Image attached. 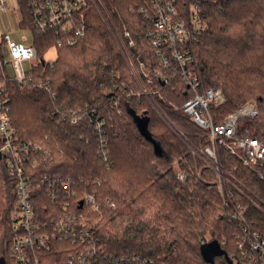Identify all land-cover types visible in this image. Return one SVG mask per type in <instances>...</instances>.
<instances>
[{
    "label": "trees",
    "instance_id": "1",
    "mask_svg": "<svg viewBox=\"0 0 264 264\" xmlns=\"http://www.w3.org/2000/svg\"><path fill=\"white\" fill-rule=\"evenodd\" d=\"M20 27L33 31L42 62L35 80L26 86L8 83L11 120L20 139L51 149L38 172L72 176L81 193H92L100 204L97 235L105 252L147 257L156 264H210L200 252L201 238H226L228 253L235 250L237 224L221 217L223 196L218 184L195 181L188 173L176 177L174 162L186 170L193 165L189 149L164 124L149 102L137 94V84L111 30L95 11L87 35L73 46L58 49L52 62L44 54L53 46L52 35L34 31L27 0H19ZM120 0H116L119 3ZM133 0L122 3V16L150 68L157 66L147 35L150 23L130 13ZM206 32L191 44L193 69L204 87H221L227 101L211 106L215 120L254 99L259 114L248 123L254 136L264 141V0H210L205 4ZM45 82L43 85L40 83ZM192 93L179 75L164 90V107L190 141L202 139V129L171 103L182 104ZM78 111L81 120L69 116ZM149 117L148 131L164 154L138 129L131 113ZM102 118L108 137L109 159L98 154L100 135L93 119ZM1 141V140H0ZM220 164L264 202V177L221 146ZM44 160L46 162H44ZM109 164V166H108ZM264 173V166L261 167ZM214 175L205 170L204 174ZM0 156V258L11 262V211L17 201L14 178ZM246 207L249 225L264 234V211L249 198H235ZM217 264H228L224 256Z\"/></svg>",
    "mask_w": 264,
    "mask_h": 264
},
{
    "label": "built area",
    "instance_id": "2",
    "mask_svg": "<svg viewBox=\"0 0 264 264\" xmlns=\"http://www.w3.org/2000/svg\"><path fill=\"white\" fill-rule=\"evenodd\" d=\"M209 2L133 0L130 3V13L151 22L147 35L158 60L153 68L141 57L137 41L122 16V5L116 0H27V5L34 31L39 35H52V47L56 48L78 44L88 33L93 12L104 19L136 81L137 94L149 102L178 139H183L192 152L199 153L206 163L203 168L214 174L212 182L218 184L223 196L221 217L239 227L235 250L227 252L228 257L233 264H264V234L249 225L245 205L233 198L237 194L249 198L262 211L264 202L226 170L217 155V146H221L264 177L261 170L264 141L252 134L249 123L240 124L243 119L258 116L257 103L248 100L217 122L210 107L224 104L226 94L221 87H204L193 69L195 54L191 44L207 30L205 4ZM10 7L9 1L0 0V14L7 15ZM20 17L22 20L21 11ZM0 45V156L3 155L8 172L14 178L17 192L11 211L10 264H156L147 257L127 252L120 255L105 252L97 235L100 204L96 196L81 193L78 181L72 176L38 172L42 158L51 157V149L18 136L11 120L8 83L31 84L42 59L33 38L28 35L13 37L9 32H0ZM174 75L182 78L192 94L182 104L171 105L186 113L202 129L203 137L198 142L190 141L165 110L164 90ZM69 118L72 123H78L81 115L74 110ZM104 123L102 118L93 119L100 135L98 154L107 162L109 150ZM175 172L179 180L188 177L187 170L177 167ZM198 180L208 182L201 172ZM210 240L203 237L201 244ZM226 242V238L220 242L223 248Z\"/></svg>",
    "mask_w": 264,
    "mask_h": 264
},
{
    "label": "rangeland",
    "instance_id": "3",
    "mask_svg": "<svg viewBox=\"0 0 264 264\" xmlns=\"http://www.w3.org/2000/svg\"><path fill=\"white\" fill-rule=\"evenodd\" d=\"M10 2L11 4V11L9 13H2L0 14V32H9L12 34L13 37H20L21 35L25 34V35H28V37L31 39V38H34V35H33V31L32 29H25L23 28L22 26L20 27V20H21V17H20V6H19V0H7ZM127 1V0H124V2ZM119 5H122V2L119 1ZM103 19V18H102ZM104 21V19H103ZM109 28V27H108ZM112 33V32H111ZM113 35V34H112ZM113 38H114V35H113ZM115 40V39H114ZM116 42V41H115ZM117 44V43H116ZM118 46V45H117ZM0 53H1V45H0ZM57 56H58V49L56 47H51L45 54H44V58L47 60V61H54L55 59H57ZM249 101H253V102H256L254 99H248ZM247 100V101H248ZM161 118V117H160ZM162 119V118H161ZM163 121V120H162ZM164 124L166 123L165 121H163ZM167 125V124H166ZM168 126V125H167ZM169 127V126H168ZM170 129V128H169ZM176 136V135H175ZM177 137V136H176ZM178 139V137H177ZM187 148H188V145L186 142L183 141V139H179ZM188 142V141H187ZM189 149V148H188ZM189 151L191 152L190 154H192V157H193V165L190 166L189 168H187V172L189 173V175H191L192 178L195 179V181L198 180V176H199V173L201 172L202 173V177L204 180H207L208 182H206L207 184H214L212 181H214V176L211 175V174H204L205 172V168L204 165L206 164L203 159L201 157L198 156L199 153H194L192 152L190 149ZM174 168H177L179 166H182L181 165V162H178V161H175L174 162ZM183 167V166H182ZM185 169V168H184ZM205 183V184H206ZM216 184V183H215ZM1 195V194H0Z\"/></svg>",
    "mask_w": 264,
    "mask_h": 264
},
{
    "label": "water",
    "instance_id": "4",
    "mask_svg": "<svg viewBox=\"0 0 264 264\" xmlns=\"http://www.w3.org/2000/svg\"><path fill=\"white\" fill-rule=\"evenodd\" d=\"M131 113L137 123L138 129L140 130V132L154 144L156 152L160 155H163L164 150L160 142L155 140L152 137V134L148 131L147 126L149 122V117L147 115L145 116L137 115L134 111H131ZM200 252H201L203 259L210 264H217L215 261V258L217 256H224L229 264H233L231 258L228 257L229 255L226 249L221 246L218 239H212L206 243L201 244ZM0 264H6V261L4 258H0Z\"/></svg>",
    "mask_w": 264,
    "mask_h": 264
}]
</instances>
